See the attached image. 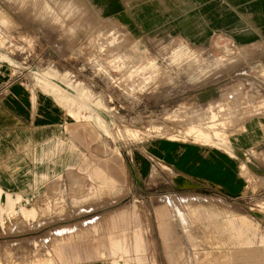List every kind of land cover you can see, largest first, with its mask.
<instances>
[{
    "label": "crops",
    "instance_id": "1",
    "mask_svg": "<svg viewBox=\"0 0 264 264\" xmlns=\"http://www.w3.org/2000/svg\"><path fill=\"white\" fill-rule=\"evenodd\" d=\"M86 2L103 23L123 31L141 52L145 48L158 57L176 52L182 62L188 57L187 68L172 70L173 77L188 80L159 92L153 110L148 111L149 105L141 99L135 120L150 117L162 125L160 100L219 101L224 87L210 82L230 75L245 79L250 63H264V0ZM214 60L218 69L211 65ZM260 69L263 72L264 65ZM62 78V73L51 71L36 84L30 72L0 60V203L5 204L7 197L32 201L57 183L70 196L71 186L90 182L91 189L106 190L108 196L101 205L94 198L83 202L88 207L76 214L79 225L71 230L81 228L89 232L85 236H95L90 227L99 220L97 212L107 207L103 215L112 223L108 247L113 252L116 247L131 252L128 248L133 246L144 264L143 255L149 253L143 242L144 209L154 199L155 215L165 204L170 206L177 236L187 239L185 251L159 245L152 251L155 264H264V115L245 120L221 148L156 137L134 146L125 155L126 165H100L103 133L96 120L107 127L130 123L131 99L124 96L122 102L116 101L115 91L109 92L102 99L107 109L96 111V99ZM165 93L170 96L160 99ZM153 165L160 171H153ZM152 175L157 191L163 190V175L168 176L170 193L162 191L152 199L148 195ZM136 190L139 215L133 218L126 207L133 206ZM74 195L79 199V194ZM117 207H125L124 212L117 213ZM28 209L36 215V209ZM90 246L97 251V242ZM169 253L171 260L165 256ZM180 253L187 257L181 259Z\"/></svg>",
    "mask_w": 264,
    "mask_h": 264
},
{
    "label": "rangeland",
    "instance_id": "2",
    "mask_svg": "<svg viewBox=\"0 0 264 264\" xmlns=\"http://www.w3.org/2000/svg\"><path fill=\"white\" fill-rule=\"evenodd\" d=\"M187 58L182 62L176 52L162 57L145 48L141 52L134 42L130 44L123 31L103 23L86 0H0L1 61L30 72L36 84L51 71L62 73L68 85L80 87L91 99H96V111L107 109L102 99L109 92L115 91L116 101L130 97L133 117L130 123L107 127L96 120L103 133L104 157L99 160L100 165H126L125 155L134 146L156 137L221 148L245 120L264 115V71L260 72L264 63L256 61L246 68L249 77L245 79L230 75L226 80L217 78L210 82L224 87L225 93L219 101L202 104L160 100L162 125H156L150 117L147 121H140L139 116L135 120L138 112L135 108L141 99L149 105L148 111L153 110L159 92L169 91L180 80H188L172 74V70L176 73L179 67L189 66ZM211 65L218 69L219 62L214 60ZM168 96V93L162 94L160 99ZM149 181L148 195L152 199L159 192L170 193L166 179L162 191H157L154 175ZM69 191L70 196L57 183L37 193L32 201L7 197L5 204L0 203V264H141L135 247L130 246L131 252L126 253L119 252L117 247L113 252L114 248L108 247V235L114 232L108 228L112 223L103 215L107 207H99L102 208L97 212L99 220L93 224L94 228L90 227L95 236H85L89 232H81V228L79 232L71 230L79 223L75 220L76 214L88 207L83 202L94 198L101 205L108 196L107 191L98 187L91 189L90 182L79 187L73 185ZM74 194H79V199ZM138 200L139 191H132L133 206H127L126 211L133 218L139 215V206L134 205ZM148 202L142 233L149 253L143 255V263L155 264L152 251L159 245L185 251L187 239L177 236L170 206L165 204L156 216L155 200ZM28 208L36 209V215ZM124 209L121 207L117 213H123ZM119 231L116 228V240L121 239ZM91 242H97L96 252ZM165 256L171 260V253ZM179 256L182 259L187 254Z\"/></svg>",
    "mask_w": 264,
    "mask_h": 264
},
{
    "label": "built area",
    "instance_id": "3",
    "mask_svg": "<svg viewBox=\"0 0 264 264\" xmlns=\"http://www.w3.org/2000/svg\"><path fill=\"white\" fill-rule=\"evenodd\" d=\"M152 167H153V171H160V166L153 165ZM163 177H164V179H166V180H167V178H168V176H164V175H163Z\"/></svg>",
    "mask_w": 264,
    "mask_h": 264
}]
</instances>
